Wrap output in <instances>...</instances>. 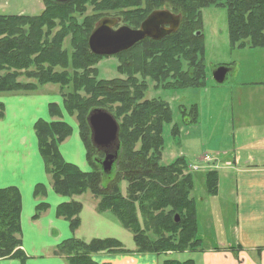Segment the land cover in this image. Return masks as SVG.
<instances>
[{
	"label": "trees",
	"instance_id": "obj_1",
	"mask_svg": "<svg viewBox=\"0 0 264 264\" xmlns=\"http://www.w3.org/2000/svg\"><path fill=\"white\" fill-rule=\"evenodd\" d=\"M82 1L86 0H72L67 4L59 5L45 0V10L38 16L0 15V73L5 72L0 75V93L35 90V85H23L17 80L23 74L22 72L27 74L32 64L38 66V71L32 75L38 79L40 84H73L75 92L64 97V105L71 116L76 115L79 133L86 147V160L92 170L83 171L76 164L67 162L63 158L60 145L72 135L73 127L62 119L57 103H50L49 109L51 116L58 117V119L39 120L34 127L39 151L44 160L46 172L50 175L53 190L58 195L71 199L61 203L57 207L56 214L58 217L67 219L71 230L75 232L81 225L80 213L83 210V204L74 198L91 192L99 198L97 210L112 212L124 227L134 232L133 240L136 248L134 251L126 249L123 243L115 238H94L87 242L72 237L59 244L54 253L62 254L69 264H98L93 259V254L98 252L124 254L136 252L158 256L167 251L194 252L202 245V240L198 236L197 205L191 196L194 177L191 174H183L188 165L184 157H178L167 167L158 165L164 144L163 125L170 123L173 119L171 108L168 104L156 101H145L136 105L138 99L143 97L142 94H138L135 100L133 98L130 102H126L119 98L123 85L121 80L112 81L109 89L103 86L108 81L96 83V76L93 75L95 70L86 67L89 61L96 58L88 45L92 28L90 26L93 22H84L82 17L85 15L87 5L83 7ZM145 1L148 6L153 4L155 9L166 8L185 16L181 29L179 28L177 32L161 40L152 42L155 45L167 38L166 41L172 40L164 54L156 58L157 61L164 60L166 56L172 60L173 56L179 55L192 64L189 70L182 72L180 61H178L179 66L173 69L176 76L175 82H177L172 85L173 90L174 88L180 90L206 86L205 45L202 31H193V35H190L191 25L195 21L202 23L200 11L203 8L210 6L226 8L229 37L233 47L264 48V0ZM103 2L101 3L103 7L97 11L113 9L116 6L123 11L128 9L130 19H133L138 11H133L132 7H140L142 0H111V3L109 0H103ZM109 4L111 6H108ZM75 13L83 14L78 22L74 16ZM54 20L65 22V31L71 34L74 42L77 40L81 42L83 46L81 51L70 56L63 49V39L66 36L61 33L54 40H48L43 27L49 25L53 28L55 24L52 21ZM181 31L182 35H179ZM198 32L201 34L198 35ZM45 64H47L46 67L43 66ZM146 65L150 68L148 70H151L152 66H157L155 62H147ZM161 68L164 69L163 66ZM158 73L161 71L153 74L148 72V75L152 74L151 77L156 78ZM81 90H84L90 97L82 96L79 93ZM99 97L112 101H106L110 104L122 103L121 107H117L119 108L115 113L117 116L132 109L131 115L125 117L122 124L118 123V141L107 148L94 145L88 123L90 113L99 108L104 109L101 106L106 105L105 101L94 103ZM90 103L93 104H91L92 109L89 110ZM191 106V110L181 112L180 123H175L173 126L174 136L180 134L182 125L198 122L200 113L198 105L192 104ZM110 113L115 117L112 112ZM3 117L4 106L0 103V119ZM138 141H142V148L134 151ZM118 144V159L111 171L105 172L102 166L105 155L108 151H115ZM95 153H98V156ZM118 166L120 170H123L116 172ZM204 180L207 194L215 196L218 192V173L207 172ZM119 181L129 183L126 196L118 186ZM46 193L47 187L44 184H38L35 187V198H42ZM136 204L139 206L136 207ZM47 208L49 204L40 200L32 219L40 218ZM137 208L141 211L147 227L155 230L159 235L162 231L168 232V236L154 243L145 241L144 236L139 233ZM21 210L22 199L19 189L15 186L1 188L0 259H18L23 263L27 259L21 247ZM159 210H161L159 214H154ZM193 263L190 259L184 262L164 260V264Z\"/></svg>",
	"mask_w": 264,
	"mask_h": 264
},
{
	"label": "rangeland",
	"instance_id": "obj_2",
	"mask_svg": "<svg viewBox=\"0 0 264 264\" xmlns=\"http://www.w3.org/2000/svg\"><path fill=\"white\" fill-rule=\"evenodd\" d=\"M82 3L83 7L87 5L85 15L83 17V14L77 15L76 13L78 11H76L74 16L77 19V22L81 17L84 18V22H93L90 26L92 27L90 34L98 22L104 17L118 18L119 22L116 24L117 27L121 25H128L132 28H139L141 23L150 13L155 10L166 9H155L153 4L148 6L147 2L142 0L140 7H132L133 11L137 10L138 13H136L135 18L130 19L131 16L127 12L128 9L123 11L118 9L116 6H114L113 9L101 10V12L97 11V9L100 10L103 7L101 5V3H104L103 0H86L82 1ZM109 3H111V0H109ZM108 6L111 5L109 4ZM44 10L45 0H0V15L18 14L25 16H38ZM72 11L75 10L72 9ZM200 19L202 20V23L195 21L193 25H191L190 35H193V31H202L205 45V65L207 73L206 86L203 88H186L180 90L176 88H174V90L172 89V85L177 83L175 82L176 76L173 69L181 65L182 72H185L190 69L192 64L179 55L173 56L172 60L167 58V56L164 60H156V58H160L158 57L160 54H164V51L167 50V47L172 41H166L168 38L159 42L160 44L157 43L155 45L152 44L155 40L145 39L129 50L116 55H96V58L89 61L90 63H87L86 67H90L95 70L93 75L96 76V83L108 81L103 85L106 89L111 87L110 83L112 81H123L122 88L119 92V98L124 99L126 102H130L133 98L135 100L138 94H142L143 97L138 99V103L136 105L145 101H156L168 104L171 108L173 119L170 123H165L163 125L162 136L164 144L163 150H161V157L158 165L167 167L178 157H184L188 163L183 174H191L194 177V188L191 196L195 199L197 205L199 225L198 236L203 239V246H206L208 244H214V242L217 244L219 240L224 239L225 229L227 232L228 226L233 222L232 204L228 195V191L230 190L229 183H225V180L222 177L220 195L218 198H214L213 196L207 194L204 180V175L207 172L215 171L217 173H221L222 175L223 172L227 171L224 169L225 165H223L224 160L228 159L227 155H221L216 151L227 150L230 146V137L227 133H223L225 128L222 127L220 130V125H218L217 132L215 133L214 131L212 132L211 126L209 131L206 128H203V130L200 128V131H198L197 124L182 125L180 128V134L176 136L172 134V129L175 123H180L182 115L181 112L191 110L192 104H197L199 108L201 121L198 127H201V123L204 118L205 120L210 121L211 113L214 110H216L217 113L223 112L224 116V114L228 112V102L224 101V98L228 97V95L232 93L233 84L240 81L244 82L250 78H259L264 71V48H235L232 46L229 37L226 8L215 6L203 8L200 11ZM184 20L185 16H182V22L179 27L180 29L183 27L182 24ZM52 23L55 24L53 28H50L49 25L43 27V31L48 35L47 38L49 41L54 40L61 33L66 36L63 39V49H65L70 56L83 49L81 42H78V40L74 42L71 34L65 31V22L54 20ZM182 31L179 35H182ZM146 56L148 57L147 59L145 58ZM154 56L155 58H153ZM152 59L154 61H152ZM178 61H180L179 65ZM147 62H155L158 67L152 66V69L148 70L150 68L146 65ZM222 65L230 66L232 69L229 71L226 80L220 84L214 79L213 72ZM43 66L46 67L47 64ZM162 66L164 69L161 68ZM37 71V64H32L27 74L26 72H22L23 74L17 78V80L23 83V85H35V90L3 94L45 93L53 97L57 96L60 100V105H57L60 108H65L64 97L75 92L73 84H40L38 79L32 75ZM158 71H161V73L164 74L158 73L156 78L151 77L154 72ZM148 72H152V74L148 75ZM3 74H5V72L0 73V75ZM79 93L82 96H86L85 98L90 97L86 95L84 90H81ZM213 100L217 101L213 102ZM103 101H105L106 105H102L101 107L112 112L119 124H122L125 117L130 116L132 113L131 109L127 112H123L120 116H117L115 114L117 109H119L117 107H121L122 103L114 102L110 104L106 101H112L104 97H99L98 101L94 103ZM91 104L93 103H90L89 110L92 109ZM124 106L126 107L125 104ZM69 117L77 124L76 115H70ZM55 119H58V117ZM141 148L142 141H138V143L135 144L134 151H138ZM95 154L98 156V153ZM203 158H205L204 163L201 160ZM196 165L201 166V169L197 171L194 170V166ZM91 170L92 168L88 164L87 171ZM119 170L120 166H118L116 172ZM122 170L123 169L120 171ZM122 174L123 173L121 172V176ZM128 184L129 183L127 181H119L118 183L121 192L125 196L127 195ZM81 196L82 197H79L78 199L83 202V210L80 213L81 225L78 228L79 233L77 232V238L84 241H90L94 238H115L121 241L126 249L136 248L133 240L134 232L131 229L124 227L112 212H100L97 210L99 198L94 196L91 192H86ZM74 199L77 200V197ZM94 205H96V210H93ZM137 206H139V204H136V207ZM137 209L136 216L140 226L139 233L144 236L143 238L145 241L154 243L156 240L168 236V232L162 231L159 235L155 230L147 227L144 223L145 220L141 211L139 208ZM160 211L161 210L155 212L154 214L157 215ZM47 212L48 208L45 209L42 214ZM165 212L167 213V209H165ZM220 222H224L225 229L219 227ZM213 231L217 232L218 235ZM213 236L215 237L213 238ZM59 256L63 255L61 254ZM192 256L193 254L189 252L176 253L172 251L162 253L160 256L157 255V257H159L160 264H164V260L166 259L184 262L187 259L192 258Z\"/></svg>",
	"mask_w": 264,
	"mask_h": 264
},
{
	"label": "crops",
	"instance_id": "obj_3",
	"mask_svg": "<svg viewBox=\"0 0 264 264\" xmlns=\"http://www.w3.org/2000/svg\"><path fill=\"white\" fill-rule=\"evenodd\" d=\"M224 101L228 102V112L224 116L223 112L214 110L210 121L204 118L203 125L198 127L199 113L196 124L198 131L200 128L209 131L211 126L214 133L220 125V130L225 128L223 133L230 137L229 148L216 151L227 155L228 159L223 164L227 171L222 175L218 172V192L213 197L220 195L223 177L225 183H229L233 222L227 232L224 222L219 223V227L225 229V237L217 244L203 246L200 238L202 245L189 252L193 254L190 260L193 264H264V71L259 78L235 82L232 93ZM0 103L4 106V117L0 119V189L15 186L21 193V247L27 255L24 263L18 259H0V264H69L64 256L54 251L63 241L77 238L79 229L73 232L69 221L56 214L57 207L71 199L53 190L34 129L39 120L55 119L49 105H60V100L40 92L0 93ZM60 112L62 119L73 127L72 135L60 145V152L67 162L87 171L86 147L78 126L64 107ZM38 184L47 187L42 198L34 196ZM76 197L79 200L82 196ZM40 200L49 204L48 212L34 220L32 217ZM129 250L134 251L135 247ZM93 259L98 264H160L159 257L150 253L101 252L94 254Z\"/></svg>",
	"mask_w": 264,
	"mask_h": 264
},
{
	"label": "water",
	"instance_id": "obj_4",
	"mask_svg": "<svg viewBox=\"0 0 264 264\" xmlns=\"http://www.w3.org/2000/svg\"><path fill=\"white\" fill-rule=\"evenodd\" d=\"M63 5L72 0H50ZM119 22L115 17H104L95 26L88 38L89 49L95 55L110 56L129 50L137 43L150 38L161 40L167 35L175 33L182 22V15L168 9L155 10L141 23L139 28L127 25L116 26ZM116 27V28H115ZM201 32H198L200 35ZM229 68L219 66L213 72V77L218 83H223ZM88 123L91 128L92 142L95 146L107 148L118 141L119 124L115 117L105 109H96L90 113ZM119 144L115 151H108L102 162L105 172L111 171L118 159ZM177 221L179 217H176Z\"/></svg>",
	"mask_w": 264,
	"mask_h": 264
},
{
	"label": "built area",
	"instance_id": "obj_5",
	"mask_svg": "<svg viewBox=\"0 0 264 264\" xmlns=\"http://www.w3.org/2000/svg\"><path fill=\"white\" fill-rule=\"evenodd\" d=\"M199 167L198 166H194V169L197 170Z\"/></svg>",
	"mask_w": 264,
	"mask_h": 264
},
{
	"label": "flooded vegetation",
	"instance_id": "obj_6",
	"mask_svg": "<svg viewBox=\"0 0 264 264\" xmlns=\"http://www.w3.org/2000/svg\"><path fill=\"white\" fill-rule=\"evenodd\" d=\"M128 26V25H127ZM116 28V27H115Z\"/></svg>",
	"mask_w": 264,
	"mask_h": 264
}]
</instances>
